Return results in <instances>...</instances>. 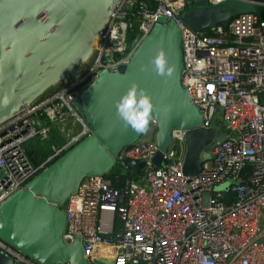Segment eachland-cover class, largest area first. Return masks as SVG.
<instances>
[{
  "label": "built area",
  "instance_id": "built-area-1",
  "mask_svg": "<svg viewBox=\"0 0 264 264\" xmlns=\"http://www.w3.org/2000/svg\"><path fill=\"white\" fill-rule=\"evenodd\" d=\"M189 5L119 0L79 62L83 72L77 66L0 120L1 204L90 133L72 103L97 74L125 64L158 16L176 24L180 84L200 126L227 133L191 178L181 171L179 128L170 131L165 163L153 164L155 123L150 139L121 149L106 175L82 178L63 204L61 241L79 239L87 264H264V18L241 13L194 30L180 17ZM0 252L11 264H35L2 241Z\"/></svg>",
  "mask_w": 264,
  "mask_h": 264
},
{
  "label": "water",
  "instance_id": "water-1",
  "mask_svg": "<svg viewBox=\"0 0 264 264\" xmlns=\"http://www.w3.org/2000/svg\"><path fill=\"white\" fill-rule=\"evenodd\" d=\"M119 0H0V120L24 102L36 98L68 75L76 74L79 62L91 51V43L113 6ZM224 0L209 5L192 0V9L181 13L188 26L205 29L230 17L253 12L252 2ZM221 11L214 14L211 10ZM214 15L217 16L214 19ZM212 23L207 24V19ZM163 48L174 75L160 77L151 59ZM179 31L174 22L158 16L152 28L135 46L125 64L115 72L102 70L73 101L72 106L90 128L59 157L0 204V241L35 264H87L79 239L61 241L62 209L84 177L106 175L119 151L141 135L125 128L116 114V102L133 84L152 97L155 106V166L165 163L162 152L170 143V131H183L181 171L186 178L197 175L226 130L200 126L201 118L180 84ZM123 171L121 170L120 173ZM0 252V264H11Z\"/></svg>",
  "mask_w": 264,
  "mask_h": 264
},
{
  "label": "clouds",
  "instance_id": "clouds-1",
  "mask_svg": "<svg viewBox=\"0 0 264 264\" xmlns=\"http://www.w3.org/2000/svg\"><path fill=\"white\" fill-rule=\"evenodd\" d=\"M150 65L160 77L170 78L174 75L175 68L169 64L163 48L151 59ZM9 102L6 95L0 100V106L7 107ZM154 108L152 97L135 83L116 102L117 117L125 128H131L137 134H146L150 131V126L155 123Z\"/></svg>",
  "mask_w": 264,
  "mask_h": 264
},
{
  "label": "rangeland",
  "instance_id": "rangeland-1",
  "mask_svg": "<svg viewBox=\"0 0 264 264\" xmlns=\"http://www.w3.org/2000/svg\"><path fill=\"white\" fill-rule=\"evenodd\" d=\"M190 9H192V6H190V5H189V6H186V8H185L181 13H186L187 10H190ZM262 9L264 10V7H262ZM206 10H207V11H210V10H211V12L213 11L214 14H221V11H217V10H215V9L213 10V8H210V7H207ZM181 13H180V17H181ZM216 18H217V16L214 15V19H216ZM181 19H182V18H181ZM182 20H183V19H182ZM212 21H213L212 18L207 19V24L212 23ZM183 22L186 23L184 20H183ZM213 25H215V23H214V24H210L208 27H206L205 29H201V30H202V31H205V30H207L208 28H210V27L213 26ZM189 27H191V26H189ZM191 28L194 29V27H191ZM194 30H200V29L195 28ZM81 66H82V64L80 63V64L78 65V67H77V73H78V74H81V73L83 72V69H81ZM56 85H57V82H56L55 84L51 85L50 87H48L47 90H49V89L55 87ZM140 139H142V140H148V139H150V134H149V133L143 134V135H141ZM37 154H38V152H37ZM36 156H37V155H36ZM38 157H39V156L35 157L34 160H36ZM62 208H63V206H62Z\"/></svg>",
  "mask_w": 264,
  "mask_h": 264
},
{
  "label": "trees",
  "instance_id": "trees-1",
  "mask_svg": "<svg viewBox=\"0 0 264 264\" xmlns=\"http://www.w3.org/2000/svg\"><path fill=\"white\" fill-rule=\"evenodd\" d=\"M258 8H260V9H262V7H260V6H258ZM255 14H257L258 15V13L256 12V10H254L253 11ZM260 18H264V14H262V15H258ZM38 154L40 155L41 153L40 152H38ZM43 154H41L40 156H42ZM121 227V221L118 219V218H115L114 219V228L115 229H118V228H120Z\"/></svg>",
  "mask_w": 264,
  "mask_h": 264
},
{
  "label": "crops",
  "instance_id": "crops-1",
  "mask_svg": "<svg viewBox=\"0 0 264 264\" xmlns=\"http://www.w3.org/2000/svg\"><path fill=\"white\" fill-rule=\"evenodd\" d=\"M258 6H260V5L258 4V2H252V7H253L254 10H256V12L258 13V15H262V14H264V10L258 8ZM260 7H261V6H260Z\"/></svg>",
  "mask_w": 264,
  "mask_h": 264
}]
</instances>
